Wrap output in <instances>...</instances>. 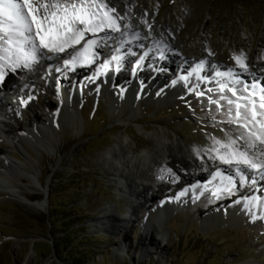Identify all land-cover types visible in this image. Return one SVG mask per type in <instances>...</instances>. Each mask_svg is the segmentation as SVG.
<instances>
[{"label":"rangeland","instance_id":"374dc122","mask_svg":"<svg viewBox=\"0 0 264 264\" xmlns=\"http://www.w3.org/2000/svg\"><path fill=\"white\" fill-rule=\"evenodd\" d=\"M132 1L162 24L175 25L189 55L193 52L199 57L209 52L223 67L236 66L233 57L244 56L264 68V0ZM158 70L161 76L167 71ZM67 79H74V74ZM34 95L40 114L57 110L59 99L54 94L39 87ZM193 95L176 101L142 98L141 107L122 104L113 111L105 92L87 88L78 106L73 105L74 119L61 122L55 131V150L47 151L35 142H24L25 148L11 147L12 158L24 170L12 176L0 175L6 182L0 187V264H242L253 259L264 263V220L252 222L254 214L261 215L255 209L241 218L233 212L232 218L228 213L203 224L204 218L197 211L203 204H177L160 218L158 229L151 230L147 241V219L158 220L157 212L148 207L149 201L131 222L98 224L105 209L110 208L118 219L129 217L133 210L131 201L116 191L111 170L103 163L104 153L127 134L136 140L137 151L153 144L136 124L122 121L123 115L136 114V121L148 129L166 124L171 135L181 132L192 144L200 141L204 148L215 136L209 130L224 138L225 132L233 130V126L219 123L223 117L215 105ZM48 100L52 107L45 110ZM28 118L15 126L27 127ZM2 134L0 146L10 145V139ZM24 199L34 206L23 203ZM48 219L53 220V226ZM65 230H69L68 236L58 245ZM162 233L168 239H163ZM81 252L90 253V258L78 260Z\"/></svg>","mask_w":264,"mask_h":264},{"label":"bare ground","instance_id":"6f19581e","mask_svg":"<svg viewBox=\"0 0 264 264\" xmlns=\"http://www.w3.org/2000/svg\"><path fill=\"white\" fill-rule=\"evenodd\" d=\"M108 3L110 6L116 7L122 15L126 14L131 21L133 30L140 33L141 39L139 41L125 45V48H131L137 55L127 56L119 70H116L114 62L107 69H101V64L105 60H110L112 55V49L104 47L97 49L100 55L96 58L95 63L89 66H77L72 70L65 69L64 64H59L51 70L50 64L55 62V60L52 61V56L55 55L49 54L51 59H44V65L39 64L41 67L43 66V71H40L37 65L32 71H18L15 74L9 72L7 81L3 87H0V134L3 133V136L10 139V145L0 146V175L8 174L12 176L14 173L24 170L23 166L11 156L10 148L13 146L20 149L21 146H25L24 142H35L42 149L55 150V131L61 127V122L66 123L74 119L75 107L73 105L78 106L77 103L84 97V91L87 88L94 89L97 93L105 92L108 95L109 103H112L111 109L113 111L122 104L127 106L130 104L131 108L132 106L141 107L142 98L154 101H176L177 98L181 97L190 99V97H194L193 93H189L191 87H195L197 92L217 87L214 80L213 83L208 84L203 80L198 81L195 75L190 77L191 83L188 86H185L183 82L173 85V80L178 81L180 75L190 73L192 68L196 67L201 60L206 61L201 72L202 76L215 78L217 70L228 71L232 69L244 81L249 83L257 81L259 83L263 80L264 82V68H258L256 61L246 58L248 70L245 72L234 65L223 67L209 52L199 57H196L193 52L189 55L182 39L177 35L175 25L168 22L162 24L160 19L154 18L151 13L148 14L149 12L146 13L140 9L139 4L132 0H108ZM142 20H146L147 25L141 23ZM149 25L151 26L150 32ZM115 35L118 36L119 34ZM157 42H159V46H157ZM109 43L113 42L110 41ZM140 45H143V47H140ZM146 49L151 50L147 57L149 61L145 65L143 61L140 67H136L139 56L143 55L147 51ZM67 52H71V50L69 49ZM161 53L163 58H161ZM58 55H61V58L62 55L64 59L67 58L65 53H59ZM57 68L62 70L56 71ZM159 68L167 70L166 74L161 76ZM169 68H173L174 72L168 71ZM31 73L36 74L35 79L28 77V74ZM70 73L74 74L72 80L67 79ZM248 76L250 79H248ZM39 87L44 92L52 93L58 97L59 104L55 105L57 110L51 109L47 114H40L35 109V107L38 108V104L34 94ZM103 87L105 90H103ZM195 99L202 98L195 96ZM126 105L124 106L126 107ZM49 107H52L50 100L44 103L45 110L50 109ZM135 115H123L121 120L126 124H136L139 132L153 144L137 151L135 150L136 140L128 134L123 135L117 139L116 145L105 152L102 157L103 163L111 170L110 175H112L116 191L131 201L133 210L129 217L118 219L110 208L105 209V214L99 219L98 224L107 226L108 222L112 223L111 221H115L116 224L131 222L143 211L144 202L149 201L151 206H147L151 208V211L157 212L158 220L155 222L152 218L147 219L144 235L147 236L145 238L147 241L151 230L158 229L157 222L162 216L170 213L173 206L177 204L180 205L177 207H189L193 198H197L203 204V207H199L197 210L199 216L204 218L203 224L214 222L219 217L224 218L228 213L231 215L230 218L234 213H237V218H241L245 216V213L248 215L245 208V197L260 196L264 198V181L257 178L258 183L255 187L249 183L245 185V188H241L237 182V192L234 189L229 196L231 198L235 193V198L230 201L221 199L217 203L218 199L214 198L213 195L211 197L205 196L204 199L202 193L204 191L212 193L215 190V185H207V180L212 176L210 171L214 167L213 162L203 154L202 150L206 148L203 147L202 143L198 141L197 144H192V139L185 138L181 132H175L174 135H171L169 132L171 128L166 124H159L148 129L146 125H141L136 121ZM26 116L29 117L27 127H17L6 120L12 118L15 122L20 123ZM124 116L126 117L124 118ZM209 132L217 138L224 139L222 135H217L212 130H209ZM232 132L233 130L229 133ZM196 149L201 150L203 160L197 157ZM222 168L226 173L230 171L226 166ZM168 170H171L179 179L174 181L169 176ZM246 173L250 179L255 175V173ZM161 176H164L163 180L159 178ZM32 177L36 179L35 176ZM5 183V180L0 178V187H4ZM218 183L219 181H216V184ZM193 185H200V187L194 188ZM205 185H207L206 188ZM259 187L260 190L258 191ZM182 191L186 194L180 196ZM13 195H16V193L14 192ZM22 202L34 206L28 199H24ZM181 203H184V205ZM231 203L233 205L229 210L228 204ZM43 204L45 202L37 204V206H43ZM225 207L227 209L224 210ZM253 209L259 210L261 215H264V207ZM233 220L236 219L230 221ZM161 236L163 239L167 238L164 233ZM150 243L152 245V242ZM144 250H148L146 243L144 244ZM242 264L264 263L258 259H253Z\"/></svg>","mask_w":264,"mask_h":264},{"label":"snow or ice","instance_id":"6c2138e0","mask_svg":"<svg viewBox=\"0 0 264 264\" xmlns=\"http://www.w3.org/2000/svg\"><path fill=\"white\" fill-rule=\"evenodd\" d=\"M141 23L147 25L146 20ZM117 33L118 36L115 35ZM140 39V33L133 30L127 15L110 6L108 0H0V87L4 86L9 72L32 71L42 60L51 59L49 54L65 53L67 58L63 67L74 70L77 66L95 63L100 55L97 49L108 47L112 49V55L110 60L101 64V69H107L114 62L116 70H119L127 56L137 55L125 45ZM110 41L113 43L110 44ZM69 49L71 52H67ZM150 51L139 56L136 67H140ZM233 59L242 71L248 70L246 57L234 56ZM205 64L206 61L201 60L190 73L180 75L178 81L173 80L172 83L183 82L188 86L190 77L195 75L198 81L211 84L214 80L217 85L215 89L198 92L191 87L189 93L206 98L209 105H215L216 112L223 117L219 123L233 126L232 133L225 132L224 139L211 137V145L202 150L213 164L226 166L230 170L226 173L224 168L217 167L208 181L215 185L212 195L220 199L221 193H233L237 178L240 186L250 183L255 187L257 176L264 181V84L248 83L232 69L217 70L215 78L202 76ZM212 118L215 120L214 116ZM195 151L197 157L203 160L201 150ZM246 172L256 175L250 179ZM168 174L174 181L179 179L171 170H168ZM159 178L163 180L164 176ZM216 181L219 183L216 184ZM185 194L182 191L180 196ZM245 200L249 213L253 208L264 207V198L260 196L246 197ZM257 219L264 220V215L254 214L252 222Z\"/></svg>","mask_w":264,"mask_h":264},{"label":"trees","instance_id":"16d2710c","mask_svg":"<svg viewBox=\"0 0 264 264\" xmlns=\"http://www.w3.org/2000/svg\"><path fill=\"white\" fill-rule=\"evenodd\" d=\"M234 1H236V0H234ZM234 1H233V3H234ZM48 220L50 221V226H53V224H54L53 220L52 219H48ZM75 229H77V228H75ZM53 230H54L53 228H50V232H53ZM68 231L69 230L63 231V232H66V233L62 237L58 238V245L60 244L61 241L65 240L67 238V236H68L67 232ZM90 256L91 255L88 252L87 253L86 252H81V253H79V255L76 256V258L83 262L86 258H90ZM182 264H184V262Z\"/></svg>","mask_w":264,"mask_h":264},{"label":"water","instance_id":"95a60500","mask_svg":"<svg viewBox=\"0 0 264 264\" xmlns=\"http://www.w3.org/2000/svg\"><path fill=\"white\" fill-rule=\"evenodd\" d=\"M45 201L47 202V199H45Z\"/></svg>","mask_w":264,"mask_h":264}]
</instances>
